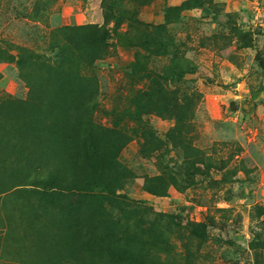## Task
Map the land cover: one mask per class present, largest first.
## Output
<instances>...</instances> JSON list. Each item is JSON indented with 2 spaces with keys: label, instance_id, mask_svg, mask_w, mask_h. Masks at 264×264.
Wrapping results in <instances>:
<instances>
[{
  "label": "rangeland",
  "instance_id": "rangeland-1",
  "mask_svg": "<svg viewBox=\"0 0 264 264\" xmlns=\"http://www.w3.org/2000/svg\"><path fill=\"white\" fill-rule=\"evenodd\" d=\"M262 62L264 0H0V188L22 184L1 198L0 264H264ZM47 66L59 85L41 94L29 80ZM80 76L95 99L65 133L25 122L31 95L79 101ZM89 131L113 169L81 177L116 199L59 189ZM34 189L55 192L29 205L52 222L49 249L25 211Z\"/></svg>",
  "mask_w": 264,
  "mask_h": 264
},
{
  "label": "trees",
  "instance_id": "trees-1",
  "mask_svg": "<svg viewBox=\"0 0 264 264\" xmlns=\"http://www.w3.org/2000/svg\"><path fill=\"white\" fill-rule=\"evenodd\" d=\"M83 28V27H82ZM83 29L86 30H94L96 32V34L93 36L95 38L98 39L97 35H101L102 37L100 38V42H98L99 45L103 44L105 42L106 39V32H101V27H97V26H88V27H84ZM69 30H71V28H69ZM92 36V37H93ZM94 54H90L89 53V57H93ZM9 61H14L17 59V63L19 65H21L22 59L15 57V56H8L7 58ZM262 66L264 67V62H262ZM49 69H45L43 71L44 74H46V76H48L46 79H43V77H40V79H38V81L36 82V79L33 80V78H31L29 81H31V83H33V85H35L37 88L39 87L40 93L41 94H46L47 91V84L48 81H52V86L55 87V85H59V80L55 79V76L57 74V71L54 70L53 67L47 66ZM77 85L78 88L81 89V99L79 101H74L73 99V94L72 93H66V94H62V93H57V95L62 94L59 98H58V102L59 106H49V105H45L43 104V101H38L35 100V96L31 95V97L29 96V98L25 99V101H22V104H24L27 109L31 110L34 108L35 110V114H30L28 116L27 114V120L25 119V122L31 124L33 122L32 120V116H38L40 118H42V121L44 119V121L46 120H50V123L47 125H50L52 123L51 127H46L47 130L54 135V130L53 127L54 125H56L57 128H59L62 132H63V123L68 122L69 118H75L76 116L73 117L74 114L76 113H81L80 110L81 108L83 110L90 108L92 106V102H94L95 99V92L97 91V86H95V83L93 82L92 78H88L85 76H80V78L78 77H74L73 78V82ZM38 89H36V92L39 91ZM49 90V88H48ZM50 91V90H49ZM84 106V107H83ZM77 117L80 118V115L78 114ZM52 128V129H51ZM43 130H44V126H42L40 129H37V127H34L32 131H35L36 134H38V136L43 135ZM31 131V132H32ZM40 132V134H39ZM65 133V132H63ZM43 137V136H42ZM81 137V136H80ZM79 137V139H80ZM45 139H48L46 137H44ZM52 139V138H50ZM81 144L80 145H74L75 150L72 151L73 154L75 155V158L77 160L76 161H71V167H73L74 171L71 174L72 178L70 179V181L68 182V188L65 186H59V189L62 187V191L64 193V190L69 194V195H75L78 197H89L91 196L90 193L95 192V190H101V191H105V192H109L111 190H108V188L105 186H101L102 182L99 183L98 186H95L93 183H97L95 182V179L91 176L88 175L87 178H83L81 177L83 169L86 167L89 171V173H95L98 170V167H104V169L106 168L105 166H109L106 170L110 171L112 163L107 159V154L103 151V144L100 142V139L98 137V135L94 132H87V134L85 136H83L81 139ZM48 147V146H47ZM45 148V147H44ZM43 148V149H44ZM79 149V150H78ZM46 153H49V148L46 149ZM49 161H47L48 163ZM56 163H53L52 165H55ZM85 166V167H84ZM39 167H37L36 169H38ZM51 168L48 170V174H51ZM26 177V178H25ZM24 179H32L31 175L29 176H25ZM54 182L57 183V179L56 177H53ZM97 179V178H96ZM19 180H10L9 184L10 185H14V186H10V187H6V188H0V202H2V197L5 196L9 191H12L14 188V190H16V188L22 184H20V182H17ZM93 182V183H92ZM27 185H31L32 184H27ZM44 186V185H43ZM46 187V186H45ZM72 190L77 191L76 194H73V192H71ZM113 192V191H112ZM58 194V193H57ZM111 196H114V198L116 199L117 196L116 194L113 193H108ZM55 192H46L45 190H40V191H36L35 189L33 190V193H31V196L27 199V201H25L27 203V210L26 214L29 215V217L32 219V221L29 222V225L31 228L37 227V230L43 234V238L40 240V245L39 248H43V249H49L48 248V244L51 243V240H53V238H58L56 236V232H54L53 230V226H52V222H50L49 220H44L42 221L41 216H39L38 214L39 211L37 210V212H33L31 209L30 203H31V199H35L33 200L35 202V204L38 205H43L45 203L48 202H52L53 203V199ZM37 199H36V198ZM40 209V207H37ZM61 208V206H60ZM46 222V223H45ZM45 224L47 226H45ZM194 226V225H193ZM5 231L4 234L7 233V230L0 227V236L2 235L1 232ZM91 233V232H90ZM6 238L4 237V244L6 247ZM1 240V237H0ZM36 242H39L38 240ZM9 249V248H8ZM4 251V250H3Z\"/></svg>",
  "mask_w": 264,
  "mask_h": 264
}]
</instances>
